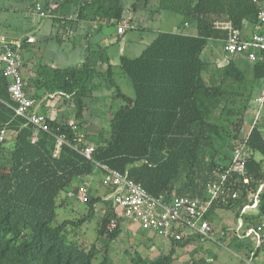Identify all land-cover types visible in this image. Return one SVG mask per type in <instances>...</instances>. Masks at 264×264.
<instances>
[{
  "label": "trees",
  "instance_id": "trees-1",
  "mask_svg": "<svg viewBox=\"0 0 264 264\" xmlns=\"http://www.w3.org/2000/svg\"><path fill=\"white\" fill-rule=\"evenodd\" d=\"M137 1L132 3L133 10ZM37 3L46 9L53 7V14L41 20L52 21L55 29L50 37L58 42L87 13L101 25L118 27L124 20L123 0H32V13ZM66 4L77 5L75 16L63 12ZM262 4L254 0H158L155 12L180 15L179 29L159 31L135 57L120 56L119 68L131 81L133 97L116 84L108 56L101 58L103 50L90 39L80 63L54 68L39 65L38 88L58 93L76 107L78 131H84L94 145L91 159L74 148L77 132L68 124L69 117L46 115L50 130L44 131L17 115L8 92L9 80L0 74V128L7 130L0 143V264H112L110 247L122 234L124 217L118 215L111 197L93 195L86 189V212L54 224L61 205L80 201L69 192L85 187L84 180L100 172L97 163L121 171L165 200L173 196L204 197L207 185L216 178L215 170L229 168L233 150L244 145L251 150L245 167L249 182L231 172L226 184L237 196L216 200L206 217L212 225L210 213L226 209L243 217L248 225L257 223L264 215V187L257 193L264 183V136L257 124L246 137L242 132L249 104L264 78V52L258 51L255 62L242 60L252 63V74L242 67L238 55L218 67L205 52L212 42H225L231 28L242 30L247 24L258 23ZM127 22L134 28L132 20ZM192 24L196 34H186V25ZM29 36L19 39L23 48ZM105 61L106 68H100ZM102 79L112 90V101H122L116 110L110 107L108 136L103 130L90 134L85 129V113L90 100L96 99L93 93ZM35 133L37 139L33 141ZM58 136L64 137V143L56 154ZM256 153L262 158L257 159ZM106 189V195L113 191ZM256 199L255 214L248 215L250 209L242 213ZM101 203L105 210L99 218L97 241L85 244L69 239L68 228L79 229L94 218ZM113 218L117 225L110 231L107 224ZM200 239L198 235L167 239L171 243L167 253L145 259L135 251L129 253L131 264H173L178 248ZM234 241L237 250L244 245L237 238ZM245 248L252 251L254 246L247 243ZM100 253L103 255L98 260ZM186 264L209 263L199 258Z\"/></svg>",
  "mask_w": 264,
  "mask_h": 264
},
{
  "label": "rangeland",
  "instance_id": "rangeland-1",
  "mask_svg": "<svg viewBox=\"0 0 264 264\" xmlns=\"http://www.w3.org/2000/svg\"><path fill=\"white\" fill-rule=\"evenodd\" d=\"M32 0H0V35H4L8 38L24 37L32 34L37 38V41L31 45L26 52V56H32L38 53V57L43 56V62L47 65L54 61L56 67H64L67 64L75 65L81 62L83 58V48L87 45L86 39L82 38L83 47L80 45L79 37H82L80 33H74L68 36L67 32L63 33V41L58 42L56 39L45 40V36L48 35L49 29H51L52 21L48 20V29L42 27L41 18L35 12H31L30 4ZM43 1V0H41ZM136 0H123L125 4L124 16L126 19L129 16H133L134 21L141 25L143 28L126 27L125 35L119 44H112L107 50L110 56V63L113 68L112 77L121 90L128 96H134V89L132 87L130 79L123 74L119 68L118 58L115 57L117 50L121 49L126 55L135 57L141 53L145 46L150 43L157 31H178L179 15L171 11H161L160 15H156L155 19H148L149 10L153 7L155 0H138L137 11L134 14L130 11L132 3ZM64 13H67V4L64 7ZM43 20V19H42ZM117 26L103 25V31L99 39L102 36L109 35L111 33L113 39L116 40ZM186 34L192 35L195 33L193 26L184 29ZM92 44L95 42V38L90 40ZM86 43V45H85ZM215 46V47H214ZM214 47L216 49V55L221 54L220 42H212L206 49V54L209 55V48ZM111 53V55H110ZM210 56V55H209ZM251 62H245L242 67L248 70L251 66ZM100 68H106L103 64ZM107 77V75H106ZM107 79V78H106ZM106 79H102L99 82L97 89L94 91L95 98L90 100L88 110L85 113L87 120L86 132L90 134H97L100 130H103L104 135H109V120L111 117L110 107L116 110L122 101L116 99L112 101L110 89L105 87ZM93 93V94H94ZM58 96V93H55ZM90 99V98H89ZM251 106L246 114V122L242 132V137H246L249 130L257 124L264 135V105L259 107L256 99L253 97L251 100ZM76 107L72 105L71 101H66L63 96H58L56 102L52 104V112L57 117L59 116H71L74 119V111ZM259 115L257 117V112ZM244 147L243 154H246ZM256 156L260 157L259 153ZM96 189L94 194H104L105 186L98 180L96 181ZM87 205L81 201H71L60 206L58 215L54 224L61 222L64 219H74L86 212ZM103 203L96 206V216L84 223L79 229H69L68 237L72 240H77L80 243L90 244L93 241H97V227L99 218L105 210ZM233 210L221 211V213L228 214L229 217L221 218L217 217L215 223V231L213 232V240L203 239L195 240L191 244L184 248L177 249V257L173 264H186L193 259H204L209 264H236L237 258L235 254L237 249L230 245L228 242L221 238L222 228L226 225H236L237 219L233 214ZM227 215V216H228ZM101 242L98 241L100 246ZM171 243L169 240L154 235L153 233L141 228L139 224L131 223L125 218H122V234L120 237L112 242L109 257L112 264H131V257L135 251L140 253L145 259H152L158 255L159 252L167 253L170 249ZM102 253L98 255V260L102 258Z\"/></svg>",
  "mask_w": 264,
  "mask_h": 264
},
{
  "label": "built area",
  "instance_id": "built-area-1",
  "mask_svg": "<svg viewBox=\"0 0 264 264\" xmlns=\"http://www.w3.org/2000/svg\"><path fill=\"white\" fill-rule=\"evenodd\" d=\"M263 2L257 12V19L264 24V0H254ZM35 11L40 18H48L53 14V7L44 8L37 3ZM128 27V22H122L118 27V32L123 33ZM34 36H29L27 42L33 43ZM22 41L10 39L0 35V74L9 80L8 92L14 102V111L31 123L36 130L49 131L50 125L45 114L36 110L37 100L27 93L25 82L21 70L24 59L22 56ZM223 49L230 56L243 55L251 62L258 59V51L264 52V33L255 32L249 37H243L240 29L231 28L227 39L223 44ZM259 107L264 105V78L261 80L259 91L256 96ZM259 111L257 112V117ZM68 124L77 132V144L74 146L87 159L92 158L94 145L86 139L84 131H78L75 119H70ZM7 136V130L0 128V143ZM37 135L33 136L35 141ZM64 143V137H57V150ZM244 145H237L232 152V159L229 168L225 170L216 169L215 179L207 185L204 197L173 196L170 200L163 197H156L150 194L140 183L128 178L119 170L113 169L106 164L97 163V168L102 174L101 182L105 187L113 189L111 198L119 216H123L131 223H136L142 229L165 239L182 240L184 238L198 235L203 239L213 240V227L206 217L207 212L216 200H225L228 197L235 198L236 192L230 193V188L226 184L227 176L231 172L243 175V182L248 183L249 177L245 176L246 157L243 154ZM264 183L259 185L257 193H260ZM72 197L85 202L88 198L86 188L80 187L76 192H69ZM256 199L252 205L245 206L242 213L248 209L257 207ZM117 225L116 219H111L107 224L108 230H113ZM242 236L254 242V249L249 252V256L241 258L243 264H264V257L260 262H255L256 250L264 245V215L254 225H244V220L240 218Z\"/></svg>",
  "mask_w": 264,
  "mask_h": 264
},
{
  "label": "crops",
  "instance_id": "crops-1",
  "mask_svg": "<svg viewBox=\"0 0 264 264\" xmlns=\"http://www.w3.org/2000/svg\"><path fill=\"white\" fill-rule=\"evenodd\" d=\"M76 2H78V1H76ZM157 4H158V0H155V3L153 4V7L149 10L148 19L153 20V19H155L156 15H160L161 12H155V8H156ZM69 6L70 5L67 4V14L75 16L76 14H74V11L77 8V5H71V7H69ZM130 11H132L135 14L137 9L133 10L132 8H130ZM123 18H124L123 22L124 21L127 22L128 20H132L133 25H134V29L142 27L141 25H138L134 21L133 16L132 17L129 16V18L126 19L125 16L123 15ZM180 19H181V17L179 15V23H180ZM47 21H48L47 19L41 20V25H42V27H45V28L48 29V25H47L48 22ZM179 23H178V28H179ZM51 25H52L51 29H49L48 35L45 36V40L52 39L50 36L54 33L55 27L53 26V24H51ZM191 26H193L195 28V33L192 34V35H195L196 34V25L195 24L186 25L185 29L188 28V27H191ZM102 31H103V25H101L99 20L97 18L93 19V14H88L87 13L86 17L85 16L84 17L81 16L79 18V21L77 22V25H73L72 29L70 28V30L67 32V34H69L68 36L73 35L74 33L75 34L76 33H80L81 36L83 35L82 37H79V39H80L79 43H80L81 46L84 43V42L82 43V38H85L86 40H89V39L91 40V39L95 38L94 44H97L99 46V48L103 50V54L104 55L101 54L102 55L101 58H105V57L108 56L107 60L110 61L109 52H107V50L111 47L112 44H115V43L119 44V42L122 40L123 35H125V32L119 33L118 32V28H117V30H116V34H117L116 40L113 39V36H112L113 33H111L109 35H106V36H102L99 39H96V37L98 38L100 36ZM240 31H241V34H242L243 37H249L251 34H253L255 32L264 33V24H261L259 22L256 23V24H247ZM158 32L159 31H157V33ZM157 33H155V36L153 37V39L156 37ZM29 35L30 36H34L32 34H29ZM26 36H24V37H26ZM24 37H14V38L10 37V39H20V38H24ZM36 41H37V38L35 37V42ZM35 42L27 43L26 46L23 48L24 66H23L22 71H21L22 72V77H23L24 82H25V89H26L27 93L30 94L31 96L35 97L36 100H37L36 110L38 112H40V113H43V114L47 115L48 117L54 118L56 116L53 114V112L51 110H52V104L54 102H56V99H57V97H54L55 93H50L49 91H44V90L38 88V84L40 83L39 80H38L39 79V75H38V73H39V71H38L39 65L47 64V63L43 62V56H40V58L38 57V53H35L32 56H26V52L29 50L31 45H33ZM223 44H224V42L221 41L220 42V49H221L222 53L218 54V55H216V49L214 48L215 46L209 48L208 52H209L210 58H211L214 66L221 67V66L225 65L228 62L229 58H230V55L226 54V52L224 51ZM85 45H86V43H85ZM122 52L123 51L121 49H119L115 53V57L118 58V61L120 59V56L123 54ZM110 55H111V53H110ZM238 56L241 57V64L245 63L242 60H245L246 57L243 56V55H238ZM81 61H82V59H81ZM106 62L107 61H105V63H104L105 65H107ZM54 63L55 62L52 61L50 64H48V66L54 68V67H56V65ZM69 65H71V64H67V66H69ZM118 65H119V62L117 64V66ZM57 67H59V66H57ZM248 72H249V74H252V65L248 67ZM258 91H259V89L255 92L254 98H256V96L258 94ZM37 94H41L40 97H37ZM95 95L96 94L94 93V96ZM250 106H251V103H250ZM249 108H248V110H250ZM248 110H247V112H248ZM59 117H61V116H59ZM67 117H69V119H71L70 118L71 116H67ZM245 122H246V115H245ZM250 130H249V132H250ZM246 151H247V154H249V155L251 154V150L250 149H246ZM256 158L257 159H261L262 157L261 156L260 157L256 156ZM97 177H98V180L101 182L102 174L100 172H97L93 176L88 177V178H86L84 180L85 181L84 185H85L87 191L90 194H93V195H100V194H97V193L94 194V190L96 189ZM106 192H107V189L105 187V189L103 191L104 194H102L101 196H104V198L110 197L111 196L110 191H109L108 195H106ZM221 211L224 212V211H226V209H216V210H214L213 212L210 213V217H211V219L213 221L212 226H213V230L214 231H215V223L214 222L217 220V217L221 218L222 215H225L224 217L231 218L228 214L221 213ZM249 213L255 214V208L248 210L247 214L249 215ZM233 214L235 215V217L237 219V224L233 225V226L232 225L224 226L222 228L221 238L222 239L224 238V241L228 242L230 245H233V244L236 245L237 241H234L235 238L238 239L239 243L242 242L244 244L241 248H239L237 250L238 252L235 254V256L237 258V263L236 264H243L241 258H243L244 256L245 257L249 256V252H250L249 248L246 249L245 246L247 245V243L250 244V245H254V242L251 241L250 239L242 236L244 228H242L240 231L237 229V227L240 226V218H242L244 220V225H247V223L245 222L246 220L243 217H237L234 212H233ZM256 252H257V255L254 258V261L255 262H260L262 260V258L264 257V247L260 248V251L256 250Z\"/></svg>",
  "mask_w": 264,
  "mask_h": 264
}]
</instances>
